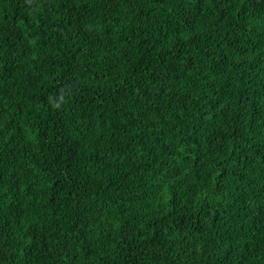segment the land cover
I'll use <instances>...</instances> for the list:
<instances>
[{
  "label": "trees",
  "instance_id": "16d2710c",
  "mask_svg": "<svg viewBox=\"0 0 264 264\" xmlns=\"http://www.w3.org/2000/svg\"><path fill=\"white\" fill-rule=\"evenodd\" d=\"M0 264H264V0H0Z\"/></svg>",
  "mask_w": 264,
  "mask_h": 264
}]
</instances>
